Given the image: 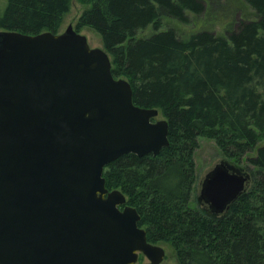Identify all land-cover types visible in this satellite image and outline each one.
<instances>
[{
	"label": "water",
	"instance_id": "water-1",
	"mask_svg": "<svg viewBox=\"0 0 264 264\" xmlns=\"http://www.w3.org/2000/svg\"><path fill=\"white\" fill-rule=\"evenodd\" d=\"M159 108L134 102L112 59L70 24L62 32L0 30V264H161L141 214L105 167L168 147ZM250 176L228 161L200 198L225 212Z\"/></svg>",
	"mask_w": 264,
	"mask_h": 264
},
{
	"label": "trees",
	"instance_id": "trees-1",
	"mask_svg": "<svg viewBox=\"0 0 264 264\" xmlns=\"http://www.w3.org/2000/svg\"><path fill=\"white\" fill-rule=\"evenodd\" d=\"M79 1L89 8L76 29L101 35L113 74L130 81L134 102L159 108L169 123L161 153H127L105 167L107 188L126 195L149 241L169 243L179 264H264V0H246L256 18L227 35L204 28L183 37L168 28L140 38L139 30L158 29L165 16L187 22L188 12H205L207 0ZM70 6L7 0L0 30L58 33ZM200 137L214 139L235 168L253 167L246 189L221 214L196 194Z\"/></svg>",
	"mask_w": 264,
	"mask_h": 264
},
{
	"label": "rangeland",
	"instance_id": "rangeland-1",
	"mask_svg": "<svg viewBox=\"0 0 264 264\" xmlns=\"http://www.w3.org/2000/svg\"><path fill=\"white\" fill-rule=\"evenodd\" d=\"M7 0H0V11L4 9ZM207 10L199 15L188 12L189 21L183 22L176 18L165 16L161 25L156 29L153 24L145 29L139 30L137 37H148L157 30H166L175 28L183 37H189L195 32L208 28L220 35H227L232 30L233 25L245 18H256V10L246 0H207ZM206 2V3H207ZM210 7V8H209ZM89 5L79 0H71L70 10L65 14L60 32L64 31L70 24L77 28L80 16ZM217 17V18H216ZM81 33L87 35L92 47L104 48L101 35L89 26L79 29ZM165 118L161 113L156 120ZM200 146L196 151L197 183L196 194L200 195L202 184L208 172H210L218 163L226 160L216 141L207 137H200ZM227 161V160H226ZM245 164V163H244ZM252 165L243 166L246 175H253ZM243 171V170H242ZM166 250V257L161 264H179L175 249L166 242H159ZM148 261L147 258L143 259ZM142 261L139 262L141 264Z\"/></svg>",
	"mask_w": 264,
	"mask_h": 264
},
{
	"label": "flooded vegetation",
	"instance_id": "flooded-vegetation-1",
	"mask_svg": "<svg viewBox=\"0 0 264 264\" xmlns=\"http://www.w3.org/2000/svg\"><path fill=\"white\" fill-rule=\"evenodd\" d=\"M143 259H144V256L141 255V256H140V261H142L141 264H143L144 262H146V261H144Z\"/></svg>",
	"mask_w": 264,
	"mask_h": 264
},
{
	"label": "bare ground",
	"instance_id": "bare-ground-1",
	"mask_svg": "<svg viewBox=\"0 0 264 264\" xmlns=\"http://www.w3.org/2000/svg\"><path fill=\"white\" fill-rule=\"evenodd\" d=\"M217 18V17H216Z\"/></svg>",
	"mask_w": 264,
	"mask_h": 264
}]
</instances>
